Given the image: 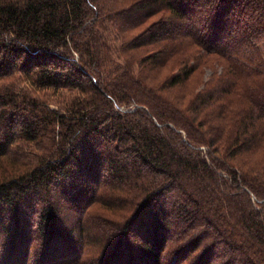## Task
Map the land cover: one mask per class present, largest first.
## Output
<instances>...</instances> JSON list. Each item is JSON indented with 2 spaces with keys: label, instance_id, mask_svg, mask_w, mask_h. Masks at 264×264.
Masks as SVG:
<instances>
[{
  "label": "trees",
  "instance_id": "16d2710c",
  "mask_svg": "<svg viewBox=\"0 0 264 264\" xmlns=\"http://www.w3.org/2000/svg\"><path fill=\"white\" fill-rule=\"evenodd\" d=\"M0 235V264H264V0H0Z\"/></svg>",
  "mask_w": 264,
  "mask_h": 264
},
{
  "label": "rangeland",
  "instance_id": "374dc122",
  "mask_svg": "<svg viewBox=\"0 0 264 264\" xmlns=\"http://www.w3.org/2000/svg\"><path fill=\"white\" fill-rule=\"evenodd\" d=\"M46 92V91H45ZM54 96V95H53ZM53 96L51 97V98H53ZM53 105V104H52ZM54 106V105H53ZM54 189V196H53V198L55 199V200H58L59 199V202H60V205H61V207L63 208V209H65V211H67V212H65V220H67V221H73V222H75V220H76V216H77V214H76V212L70 207L71 205H69V203L67 202V201H65L64 200V194H62V192H60V185H56L55 187H53ZM37 204H38V201H37ZM26 205H28V207L26 208L28 211H30V210H32L33 211V208H31V209H29L30 207H32V206H35V204H34V196H30L29 198H28V200L26 201ZM38 206H39V204H38ZM36 207V209H38V207L37 206H35ZM34 207V208H35ZM99 213H101L99 210H97ZM96 211V212H97ZM63 214V216H64V213H62ZM64 218V217H63ZM67 221H66V223H67ZM33 227H34V224H33ZM32 227V228H33ZM96 231V230H95ZM94 231V232H95ZM91 232L93 233V230H91ZM97 232V231H96ZM35 233H33V235H34ZM128 236V238L130 239V240H135L134 239V237L132 236V233L131 234H128L127 235ZM36 236H32V240H33V238H35ZM100 238V236H97L96 238L97 239H99ZM30 239H31V237H30ZM2 240H4L3 238H2V235H0V247H1V249H0V252L2 251V250H4L3 248H4V246L3 245H1L2 244ZM91 240H93V239H91ZM95 240V239H94ZM40 238H38V239H34L33 241H32V249H30V254L32 255L33 253H34V251H38L40 248H41V245H40ZM96 241V240H95ZM24 246H26V245H24ZM24 246H23V248L21 249V251H19L18 252V254L14 257V259L12 260V261H15V260H17L21 255H24ZM60 247L62 246V244L61 245H59ZM98 246V245H97ZM97 246H95L94 248L96 249L97 248ZM27 264H28V262H27Z\"/></svg>",
  "mask_w": 264,
  "mask_h": 264
}]
</instances>
